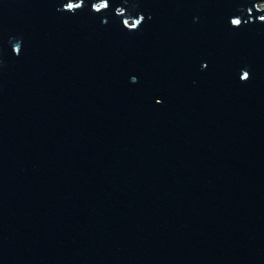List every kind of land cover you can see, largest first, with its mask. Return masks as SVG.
<instances>
[{"label":"water","instance_id":"95a60500","mask_svg":"<svg viewBox=\"0 0 264 264\" xmlns=\"http://www.w3.org/2000/svg\"><path fill=\"white\" fill-rule=\"evenodd\" d=\"M264 0H0V264H264Z\"/></svg>","mask_w":264,"mask_h":264},{"label":"rangeland","instance_id":"374dc122","mask_svg":"<svg viewBox=\"0 0 264 264\" xmlns=\"http://www.w3.org/2000/svg\"><path fill=\"white\" fill-rule=\"evenodd\" d=\"M259 7H260V8H263V7H264V3H260V4H259Z\"/></svg>","mask_w":264,"mask_h":264}]
</instances>
